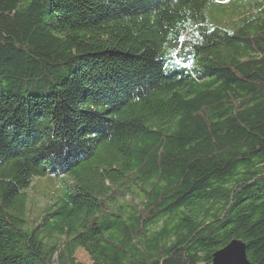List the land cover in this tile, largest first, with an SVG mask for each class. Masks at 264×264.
Masks as SVG:
<instances>
[{
    "label": "trees",
    "instance_id": "trees-1",
    "mask_svg": "<svg viewBox=\"0 0 264 264\" xmlns=\"http://www.w3.org/2000/svg\"><path fill=\"white\" fill-rule=\"evenodd\" d=\"M231 1L0 0V264H212L233 239L264 264V0L211 20Z\"/></svg>",
    "mask_w": 264,
    "mask_h": 264
},
{
    "label": "rangeland",
    "instance_id": "rangeland-1",
    "mask_svg": "<svg viewBox=\"0 0 264 264\" xmlns=\"http://www.w3.org/2000/svg\"><path fill=\"white\" fill-rule=\"evenodd\" d=\"M221 1L222 4L226 5L224 2H227L228 0ZM231 2V10H227L228 12H222L221 10L215 11L214 9L210 11L209 15L211 20H220L226 16L225 21H227V19L228 21L236 20L238 21L237 27H240L247 17V12L244 10L237 11V8H235L236 1L233 0ZM226 9H228V7H226ZM55 184L56 181L51 177L37 178L33 180V183L28 190L27 218L37 222L40 221L45 215L54 213L57 210V208H49V198L55 194L56 191H58L60 185V183L57 186ZM58 218L59 216L54 217L52 221L56 222L55 220ZM223 240H225V238ZM75 258L77 262L81 264H94L91 256L83 249L77 250Z\"/></svg>",
    "mask_w": 264,
    "mask_h": 264
},
{
    "label": "water",
    "instance_id": "water-1",
    "mask_svg": "<svg viewBox=\"0 0 264 264\" xmlns=\"http://www.w3.org/2000/svg\"><path fill=\"white\" fill-rule=\"evenodd\" d=\"M212 264H252L246 253V244L239 239H233L224 248L212 256Z\"/></svg>",
    "mask_w": 264,
    "mask_h": 264
}]
</instances>
